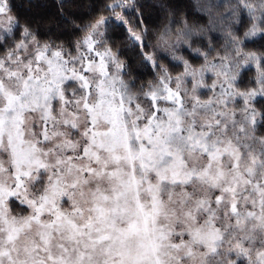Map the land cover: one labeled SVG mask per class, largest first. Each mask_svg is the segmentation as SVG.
I'll use <instances>...</instances> for the list:
<instances>
[{"label": "snow or ice", "instance_id": "obj_1", "mask_svg": "<svg viewBox=\"0 0 264 264\" xmlns=\"http://www.w3.org/2000/svg\"><path fill=\"white\" fill-rule=\"evenodd\" d=\"M0 264H264V0H0Z\"/></svg>", "mask_w": 264, "mask_h": 264}, {"label": "trees", "instance_id": "obj_2", "mask_svg": "<svg viewBox=\"0 0 264 264\" xmlns=\"http://www.w3.org/2000/svg\"><path fill=\"white\" fill-rule=\"evenodd\" d=\"M18 3L24 4L25 0H17ZM39 2L45 4L46 6H48V8L53 9L55 7L56 4V0H39ZM86 2V0H85ZM145 2L149 5L151 4H155L158 2V0H145ZM182 3H190L191 0H181ZM129 55H131V53H129Z\"/></svg>", "mask_w": 264, "mask_h": 264}]
</instances>
